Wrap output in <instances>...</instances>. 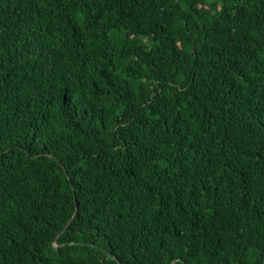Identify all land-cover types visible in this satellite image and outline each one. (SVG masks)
Wrapping results in <instances>:
<instances>
[{"label": "trees", "instance_id": "1", "mask_svg": "<svg viewBox=\"0 0 264 264\" xmlns=\"http://www.w3.org/2000/svg\"><path fill=\"white\" fill-rule=\"evenodd\" d=\"M0 264H264V0H0Z\"/></svg>", "mask_w": 264, "mask_h": 264}]
</instances>
